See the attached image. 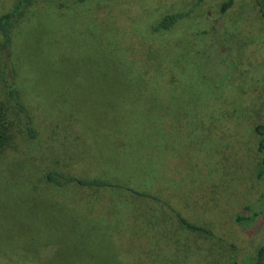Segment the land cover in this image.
<instances>
[{"label": "rangeland", "instance_id": "rangeland-1", "mask_svg": "<svg viewBox=\"0 0 264 264\" xmlns=\"http://www.w3.org/2000/svg\"><path fill=\"white\" fill-rule=\"evenodd\" d=\"M76 1L31 8L15 29L17 86L39 137L12 131L14 145L0 147V264H255L264 246L254 131L264 125V0H234L226 13L229 0ZM13 5L0 0V16ZM189 10L173 31L153 32ZM122 59L131 74L163 70V93L177 91L158 130L132 135L127 123L140 119L151 88L124 84ZM65 109L79 129L59 124ZM49 169L124 186L58 189L43 180ZM85 215L100 228L86 227Z\"/></svg>", "mask_w": 264, "mask_h": 264}, {"label": "trees", "instance_id": "trees-1", "mask_svg": "<svg viewBox=\"0 0 264 264\" xmlns=\"http://www.w3.org/2000/svg\"><path fill=\"white\" fill-rule=\"evenodd\" d=\"M13 2V8L0 16V54L2 58V68L4 71V81H5V100L6 106L4 111L1 110L0 113V147L7 148L9 146L14 145V140L11 135H9L12 131H18L21 135L25 137L27 141H35L38 139V128L36 127V123L34 120L33 114L30 112L26 103L24 102L23 95L19 90L17 83H18V74L17 69L12 62L13 56V42H14V33L17 26L22 22V20L27 16L28 11L31 8H35L40 4L50 3V4H58L60 9L70 8L71 6H67L65 3H62V0H7ZM87 0H78L76 4L82 5L86 3ZM234 0H229L222 8L223 13H226L228 9L233 5ZM193 12L189 11H182L177 13H172L164 16L160 21L153 25V32L154 33H167L173 31L177 26L181 23L186 21ZM109 54L115 52H108ZM122 59L121 63H118L119 66V75H124L126 77V81L123 82L124 84H131L136 85L138 90L136 92H147L146 87H150L151 90L147 94V107H143L142 109L136 108L135 112L137 114V110H143L145 112V117H140V119L136 121L135 125L132 127V123L130 124V128L132 130V135H138L139 129L145 127L149 132L153 129H159V124L163 120L164 117H168L170 114L168 111L164 110L165 105L168 106V110L173 114L171 111V104L172 102L178 98L177 91H173L172 93H168L169 95L166 96V93H163V90L160 88L164 81V73L161 69H157L153 71V73L149 74L146 71H139L132 74L128 71H123V69H130L132 67L131 64H126L123 62ZM84 84V83H83ZM138 94V96H137ZM140 93H136L138 97V101L140 99ZM149 105V107H148ZM209 107L202 106L200 108V112L206 113ZM63 117L60 119H66L65 121H60L59 124H63L65 128L69 126H73V121L76 124V128H78L77 120L70 114L66 113V109L63 111ZM50 113H52L50 111ZM49 114V113H48ZM171 115V114H170ZM169 119H171L169 117ZM137 127V129H136ZM121 128V127H120ZM123 130V127L121 128ZM255 133L260 136L258 150L260 153H264V125L258 124L255 129ZM9 133V134H8ZM141 133L140 135H142ZM8 138V139H7ZM11 140V141H10ZM52 143L56 144V139H52ZM66 158L71 156H65ZM98 156H95L93 162L97 163L99 159ZM99 158V157H98ZM79 173L75 172H67L60 169H49L43 175V180L47 184H51L58 189H65L68 187H77L82 190H95L99 191L106 188H123L124 186L122 183L115 184L114 182L110 181L107 178L100 177L99 174H94L92 177H82L78 176ZM122 176V175H121ZM123 177V176H122ZM121 177V178H122ZM123 179V178H122ZM130 183H132V177L127 176L125 177ZM130 192L142 197H150L154 198L153 196L147 193H140L133 191L132 189H127ZM80 204V203H79ZM73 211V210H72ZM180 222L185 226V228L197 231V232H204L205 234L212 235L204 229L203 227H199L197 225L192 224L184 217L178 214ZM72 219V215H71ZM245 218L243 216H237L235 218L236 223H241ZM82 222H86L85 226L88 228H100L99 221L92 219L91 217L84 216L80 219ZM97 223V224H96ZM91 233V232H90ZM100 237V242H98V248L101 245L102 234H98ZM236 264V262H235ZM255 264H264V246H262L256 254Z\"/></svg>", "mask_w": 264, "mask_h": 264}]
</instances>
